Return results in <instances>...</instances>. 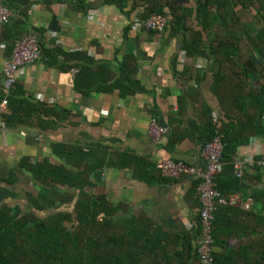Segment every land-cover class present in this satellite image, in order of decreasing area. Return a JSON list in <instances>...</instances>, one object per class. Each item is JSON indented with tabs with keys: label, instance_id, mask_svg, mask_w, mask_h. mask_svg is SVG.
I'll list each match as a JSON object with an SVG mask.
<instances>
[{
	"label": "crops",
	"instance_id": "1",
	"mask_svg": "<svg viewBox=\"0 0 264 264\" xmlns=\"http://www.w3.org/2000/svg\"><path fill=\"white\" fill-rule=\"evenodd\" d=\"M143 1L0 0L13 13L8 23L0 24L3 96L14 89H2L1 66L17 38L42 32L41 44L45 49L52 51L58 47L67 55L65 59L57 54L50 63L42 55L16 73L15 85L21 90L16 95L18 99L54 108L64 119L50 123L35 114L27 116L30 122L25 125L7 127L0 134V177L9 181L8 187L17 195L12 202H20L26 209L31 194L45 209L43 214L64 207V186L43 187L32 181L21 165L25 157L31 161L46 158L59 165L64 162L52 153L53 144L86 149L87 145L99 143L103 151L143 158L150 165L140 164L138 176L131 168H104L90 192L104 194L113 203L126 204L128 215L144 212L155 227L161 226L179 237L171 236L178 248L183 235L195 233L197 228L198 201L196 193L189 192L196 179L192 176L163 179L155 165L166 159L203 165V149L191 135L192 130L196 132L204 125L205 109L216 112L233 134H239L242 145L238 146L234 159L245 161L264 156V138L253 133L251 127L250 119L256 109L247 105L259 87L264 86V8L259 2L240 1L244 6L239 3L233 6L231 17H212L202 25L195 16L194 0H187L183 3L186 12L181 15L184 27L181 29L180 24V31L172 34L170 27L162 32L136 29L132 18L141 17ZM214 9L215 6L211 7L213 13ZM48 31L55 35L48 36ZM194 32L201 39L200 49L206 52L205 56L187 55L181 48L182 39ZM218 41L223 46L216 48ZM125 54L136 61L133 78L141 91L121 95L117 89L111 92L92 89L82 94L74 89L76 71L71 67L77 62L76 57L95 70L107 68L108 74L103 73L104 76L112 74L116 78ZM214 55L220 62L218 69ZM108 81L99 79L95 85L105 86ZM8 112L6 106L4 114ZM152 116L167 127V132L156 141L147 130ZM234 126H240V130H234ZM20 131L26 132L25 136ZM178 136L180 139H174ZM244 172L245 187L239 194L252 197V211L264 215L262 203L255 197L264 193V172L248 165ZM246 212L240 209L237 217L231 213L222 216L225 222L230 219L232 236L225 238V245L213 246L214 252L225 256L230 248L237 249L244 243L252 230L264 232V224L252 220ZM221 261L226 264V260Z\"/></svg>",
	"mask_w": 264,
	"mask_h": 264
},
{
	"label": "trees",
	"instance_id": "2",
	"mask_svg": "<svg viewBox=\"0 0 264 264\" xmlns=\"http://www.w3.org/2000/svg\"><path fill=\"white\" fill-rule=\"evenodd\" d=\"M105 1L122 2L123 0ZM186 1L144 0L141 18H146L152 12L164 14L168 18L166 28L170 27V32L177 34L180 31L181 15L186 12L183 6ZM240 1L259 2L264 8V0H194L193 9L199 22L204 25L212 17L216 19L231 17L233 15L231 8ZM239 4L244 6L242 3ZM227 5H230V13ZM214 6L215 13L211 11V7ZM186 30L187 28H184V33ZM262 32L264 33V29ZM42 34L41 32L36 36L42 54L48 62L50 63L53 56L56 58L57 54L63 55L66 59L67 55L58 47L52 51L43 47ZM13 43H11L9 54ZM200 44L201 39L198 33L194 32L191 37L187 36L182 39L181 48L187 55L205 56L206 52L200 49ZM220 44L223 46V42L218 41L216 48L220 47ZM76 58L77 62L73 64L71 70L76 71L73 86L79 93L87 94L92 89L101 92H111L117 89L119 94L123 95L134 94L142 90L133 78L137 69L136 61L131 55L125 54L120 61L119 74L116 78H113L112 74L104 76L103 73L108 74L107 68L99 67L95 70L88 62L80 63V58ZM214 58L218 63V69L220 62L215 55ZM216 72L219 73V70ZM99 79L109 80L108 84L95 85ZM216 79L214 74L213 80L216 81ZM13 88L6 95L9 112L3 115V119L7 127L25 125L35 114L41 121L47 120L50 123L64 119L62 114L54 108L42 107L25 99H18L16 95L21 90L18 85H14ZM2 97L3 92L0 91V100ZM252 97L253 100L247 103L256 109L253 119L249 117L252 121L251 127L254 129L253 133L262 135L264 138V123L260 121V113L264 109V86H260ZM242 112L246 117L249 116L244 111ZM204 115L206 117L204 125L196 132L192 130L191 136L202 149L213 137L218 135L220 137L223 145L222 166L214 177L215 188L222 196L242 193L245 187V177L243 175L239 178L233 173V160L238 146L242 145L239 134H233L231 127L223 120L219 119L218 124L213 123L211 110L205 109ZM42 129H45L44 125ZM234 130L239 131L240 126H234ZM174 139L178 140L180 137ZM51 150L54 155L63 160V164H52L46 158L31 161L25 157L21 165L30 174L32 181L43 187L64 186L62 197L64 207L62 209L42 214L41 212L45 209L31 194H28L27 207L24 209L20 202L16 204L12 202L17 195L8 187L9 181L0 177V264H200L195 253V242L199 236L201 206L197 194L196 231L185 233L181 238V246L176 248L177 242L175 239L172 240L171 236L179 237L172 233L169 234L170 232L161 226L155 227L144 212L128 215L126 204L113 203L106 199L104 194L90 192V189L99 182L104 168H131L138 176L140 164L148 167L149 162L124 152L103 151L99 143L87 145L86 149L78 145L55 143ZM262 157L257 156L254 159ZM251 168L261 171L256 164ZM197 184V179L192 182L190 193L193 191L196 193ZM255 197L262 203L264 209V193H261L260 197ZM65 207H72V210H66ZM237 211H240V208L229 205L216 206L212 220L213 246L225 245V238L232 236V232L229 231L230 219L227 218L225 222L222 216L224 217L225 213H231L237 217ZM245 214L252 220L264 224V215L252 210ZM248 234L249 237L243 239L244 243L237 249L230 248L225 256L213 252L212 264H225L221 261L223 259L226 260V264H264V232L259 233L252 230ZM169 243H172L171 247H168Z\"/></svg>",
	"mask_w": 264,
	"mask_h": 264
},
{
	"label": "built area",
	"instance_id": "3",
	"mask_svg": "<svg viewBox=\"0 0 264 264\" xmlns=\"http://www.w3.org/2000/svg\"><path fill=\"white\" fill-rule=\"evenodd\" d=\"M13 17L9 7L0 3V24L8 23ZM136 29H143L152 32H162L167 26L166 15L152 12L146 18L134 16L132 18ZM43 35V34H42ZM49 35H55L48 31ZM42 51L38 45L36 34H27L17 38L9 56L3 61L1 66V85L4 91L14 87L16 83V73L22 72L27 66L33 64L42 57ZM7 96L0 100V134L7 130L3 115L6 112ZM219 115L212 112L213 123H219ZM260 121L264 123V109L260 113ZM218 126V125H217ZM147 130L152 140L156 141L167 132V127L162 126L155 116H152L147 124ZM26 132L20 131V135L25 136ZM222 142L219 135L208 141L203 148V165L189 164L180 160L166 159L158 162L155 167L162 177L178 179L181 176H192L198 180L196 194L201 204L199 216L200 227L199 236L195 242V253L200 264H212L213 262V238L212 220L217 205H229L242 210H252L253 199L250 196H243L239 193H231L222 196L215 188L214 177L219 172L222 161ZM256 164L264 172V156L260 159L249 158L245 161L233 160V173L236 177L244 175L245 165L251 167Z\"/></svg>",
	"mask_w": 264,
	"mask_h": 264
},
{
	"label": "water",
	"instance_id": "4",
	"mask_svg": "<svg viewBox=\"0 0 264 264\" xmlns=\"http://www.w3.org/2000/svg\"><path fill=\"white\" fill-rule=\"evenodd\" d=\"M184 27V19L182 18V22H181V29H183ZM196 179V178H195Z\"/></svg>",
	"mask_w": 264,
	"mask_h": 264
},
{
	"label": "rangeland",
	"instance_id": "5",
	"mask_svg": "<svg viewBox=\"0 0 264 264\" xmlns=\"http://www.w3.org/2000/svg\"><path fill=\"white\" fill-rule=\"evenodd\" d=\"M65 208H66V210H69V211L72 210V207H65ZM43 214H45V213H43Z\"/></svg>",
	"mask_w": 264,
	"mask_h": 264
}]
</instances>
